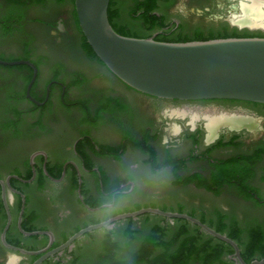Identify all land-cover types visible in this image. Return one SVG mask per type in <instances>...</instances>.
<instances>
[{"label": "flooded vegetation", "instance_id": "af4514ba", "mask_svg": "<svg viewBox=\"0 0 264 264\" xmlns=\"http://www.w3.org/2000/svg\"><path fill=\"white\" fill-rule=\"evenodd\" d=\"M207 1L206 5L187 9L177 7L178 0H159L160 16L164 20L173 10L174 15L180 14L167 24L174 27L176 35L182 33L185 21L196 16L226 22L229 30H237L244 37H264L262 27H241L230 20L239 15L241 1L248 0ZM145 4L146 0H140L141 9ZM34 5V0H0V60L28 62L0 63V181L3 182L0 183V264H9L14 256L20 257L15 264H34L64 245L84 224L104 219L126 203L137 186L136 180L126 176L130 171L143 173L146 168L127 165L125 158L135 149L144 153L148 164H161L155 167V175L173 177L160 183L158 189L165 186L177 191L190 189L226 199L230 204L224 208L216 204L219 208L211 209L191 200L193 209L154 207L199 219L234 241L247 264L256 261L248 262L245 256L254 246L264 247V104L152 97L123 83L98 56L95 58L108 76L125 87V91L117 96L115 93L119 92L107 86L101 93H82L92 92V87L101 82L95 83L80 74L72 76L70 81L61 78L66 70L61 65L64 50L69 49L74 38L68 37L64 19L60 17L50 30L49 42L42 40L30 20ZM117 19L123 22L122 15ZM78 23L80 26L79 19ZM80 29L84 37L81 26ZM50 64L60 67L56 76L50 75ZM129 93L149 98L158 110L145 111L141 107L138 112ZM210 107H217L220 112L206 110ZM211 115L245 117L250 124L237 128L221 125L211 136L207 119ZM111 131L122 134L125 150L117 159L114 155L118 146L98 139ZM103 137L106 140L109 135ZM193 145L194 155H184ZM133 146L137 148H129ZM157 193L159 196L160 190ZM97 204L102 206L94 208ZM177 220L165 218L164 223L180 225L185 230ZM190 224V231L200 232L174 236V240L180 239L175 251H184L174 264H193L185 263V259L199 251L196 247L208 253L202 263L241 264L231 243ZM22 228L26 232H51L54 238L49 234L26 235ZM5 232L12 246L39 253L26 255L9 248L3 241ZM89 234L42 264L67 263L73 258L71 254L82 246L79 241Z\"/></svg>", "mask_w": 264, "mask_h": 264}, {"label": "water", "instance_id": "95a60500", "mask_svg": "<svg viewBox=\"0 0 264 264\" xmlns=\"http://www.w3.org/2000/svg\"><path fill=\"white\" fill-rule=\"evenodd\" d=\"M111 1L75 0V6L88 43L99 59L123 83L143 94L167 100H241L264 104V37L163 42L155 37L123 36L110 22ZM244 3L247 2L241 1L239 14L243 12ZM0 63L16 65L28 62L0 60ZM145 214L184 219L196 224L206 233L231 243L240 263L247 264L241 257L238 245L227 236L189 214L154 207L123 213L105 222L90 225L73 235L61 247L43 255L34 264H42L50 256L72 248L77 240L88 233L112 229L119 221L131 218L136 220ZM22 232L26 235L49 234L54 238L51 232H26L23 228ZM3 241L9 248L23 254L39 253L12 246L6 240V232ZM19 259L20 257L14 256L9 264H15ZM252 264H264V258Z\"/></svg>", "mask_w": 264, "mask_h": 264}, {"label": "rangeland", "instance_id": "374dc122", "mask_svg": "<svg viewBox=\"0 0 264 264\" xmlns=\"http://www.w3.org/2000/svg\"><path fill=\"white\" fill-rule=\"evenodd\" d=\"M136 1L140 0H127L126 8L124 10V14L122 13L123 22L119 23L121 24V28L125 27L128 30H132L139 33H149L151 28L153 29L155 26L146 19H140L135 20L133 18L132 10L136 9ZM207 0H178L177 7H185L187 9L192 7H200L202 5L207 4ZM35 8L32 11L30 15V20L33 23V26L36 30V33H38L42 40L49 42L48 39L50 38V30L52 27H55L57 24L58 18L62 17L64 19V26L67 28V35L68 37L74 38V42L69 47V49L64 50L63 55V64L62 66H65L66 70L64 73L61 74V78L64 81H70L72 79V76L76 75H85L90 80L95 81L97 83L99 80L101 84L99 86L92 87V92L88 91H81L82 93H101L102 90H104L105 87L110 86L112 91H117L119 93H115L117 96H122L123 92L125 91V87H122L119 83L116 82L115 79H112V77H109L106 69L97 61V59L93 56V54L90 52V50L87 48L84 37L82 36L81 29L78 23V18L75 11V6L73 5L72 0H34ZM120 6V5H116ZM165 9V8H163ZM166 12L165 10L161 11ZM32 17V18H31ZM180 17L179 13H175L174 10L171 13V15L166 16L164 19V24H169L174 18ZM231 18V17H230ZM229 18V19H230ZM230 20H233L231 18ZM158 25V24H157ZM159 25H161L159 23ZM225 29H229V24L226 22H220V21H208L200 17H193L191 20L185 21V25L183 27L181 35L184 36H192L197 33H204L209 34L211 32H218L223 31ZM21 52V51H20ZM36 58H40L39 56H36ZM49 73L51 76H56L58 74V69L60 70V67L58 65L50 64ZM102 79V81L100 80ZM101 90H100V89ZM129 97L132 100H135V108L139 112L142 107L145 111L147 110H153L157 111L154 106L155 104L150 101L149 98H139L138 96L134 97L133 93H129ZM134 102V101H132ZM208 111L212 112H220L219 108L217 107H210L206 109ZM108 139H102L103 136L108 137ZM105 134L98 137L99 141L106 142L108 144H112L117 149H115L116 153L114 155V159H117L115 157H121L123 154L122 151L125 150L123 144H121L122 140V134L120 133H114L113 131L109 132V134ZM131 148H137L135 146L129 147ZM121 149V150H120ZM195 153V147L194 145L191 146V148L186 149L183 153L184 155L190 157L194 155ZM143 152L139 149H135L130 153L125 159L127 165H139L140 167H146L145 171L143 173H139L137 171H130L128 174L127 179H134L136 180L137 186L135 189V193L133 194L130 199L119 206H117L112 211H119L124 210L127 208H134L138 205L146 206V207H154L155 205L159 206H167V207H185L188 209H193V206L190 205L189 202L192 201H198L203 206H206L207 208L214 209L218 206L216 204H219L220 206L224 207H230L229 202L225 199H219L211 196L208 193L203 192H195L191 191L190 189L187 190H175L172 186H165L161 189H158V185L160 183H163V181H171L173 177L171 174H160L155 175L153 171H155L156 168L160 167L161 164H157L152 162L153 164H148L143 157ZM147 164L148 166H146ZM156 167V168H155ZM148 168V172L147 169ZM122 178V177H120ZM160 190V195L158 196L157 191ZM219 208V207H218ZM238 210V209H237ZM241 210H244L243 208ZM240 211V209H239ZM153 220V219H152ZM136 227L138 230H141L143 227L144 221L142 219H136ZM156 222V221H152ZM128 225L125 223H121L118 225H115L112 229H109V231L116 230L118 231V235L122 236V230L123 228H127ZM94 233L90 236L84 237L81 241H79V245H83L85 247H90L91 243H94L96 238L99 240L102 239L105 231H93ZM119 238V237H118ZM89 249V248H88Z\"/></svg>", "mask_w": 264, "mask_h": 264}, {"label": "trees", "instance_id": "16d2710c", "mask_svg": "<svg viewBox=\"0 0 264 264\" xmlns=\"http://www.w3.org/2000/svg\"><path fill=\"white\" fill-rule=\"evenodd\" d=\"M42 1V0H41ZM75 0H73L74 2ZM159 0H146V4L143 9H141L140 1H136V9L132 10V16L135 20L146 19L149 23L155 25L153 29L151 28L149 33H139L132 30H128L125 27L121 28V24L117 21L118 17L124 14L126 8L127 0H112L109 8V18L113 28L121 35L134 37V38H150L155 37L158 41L163 42H191V41H205L219 38H230V37H244L240 35L237 30L231 31L225 29L223 31L211 32L209 34L197 33L192 36L181 37L182 35H176L174 27H170L164 24L163 16H160V5ZM120 5L119 7L116 5ZM142 4V3H141ZM143 6V5H142ZM159 23L161 25H159ZM158 24V25H157ZM176 35V36H175ZM247 37V35H245ZM84 41L94 57L97 55L94 53L91 46L87 43L86 37L84 36ZM119 186V185H117ZM243 196L246 197L245 194ZM248 198V197H246ZM248 199H251L250 197ZM110 202V201H109ZM107 202H104V204ZM102 204V203H101ZM97 204L94 208H100L102 205ZM147 208L146 206L138 205L134 208H127L119 211H112L113 214L107 215L104 219L95 220L93 224L102 223L116 217L123 213H130L134 211ZM156 208V207H154ZM168 211L166 209H162ZM176 212V211H171ZM183 213V212H179ZM144 221L142 229L138 230L136 227L135 219H126L116 223L119 226L121 223H125L128 227L122 230V236L118 235V231H109L108 229H102L100 231H105L103 238L97 239L94 243H91L90 247L80 246L73 254L72 259L65 264H174V260L184 251H175L177 248V243L180 239L174 240V236H180L188 233H198L200 231L192 232L189 230L191 225L186 220H177V223H181L185 227L182 230L180 225H172L171 223H164L165 217L145 214L139 217ZM155 223L152 222L153 220ZM90 224V225H93ZM90 225L84 224L81 228H87ZM80 231V230H79ZM99 231V230H97ZM94 232L87 236L92 235ZM178 236V237H179ZM119 237V238H118ZM178 240V241H177ZM189 242L191 240H188ZM79 244V243H78ZM258 249L253 247L249 249L248 256L246 255V260L252 262L256 260H262L264 258V247L256 246ZM89 248V249H88ZM207 249V248H206ZM199 250V251H197ZM175 251V252H174ZM192 251V250H191ZM195 253L188 255L185 259V263L188 261L193 264H205L202 263L205 260V255L208 253L200 251V248L196 247ZM206 253V254H204ZM204 254V255H203ZM212 255V254H209ZM201 262V263H198ZM208 262V261H207ZM206 262V263H207ZM56 264H63L58 262Z\"/></svg>", "mask_w": 264, "mask_h": 264}, {"label": "bare ground", "instance_id": "6f19581e", "mask_svg": "<svg viewBox=\"0 0 264 264\" xmlns=\"http://www.w3.org/2000/svg\"><path fill=\"white\" fill-rule=\"evenodd\" d=\"M242 14L233 17V22L239 25L262 27L264 29V0H248L242 6ZM211 136L221 125L240 127L250 124L249 119L234 115H211L207 117Z\"/></svg>", "mask_w": 264, "mask_h": 264}]
</instances>
